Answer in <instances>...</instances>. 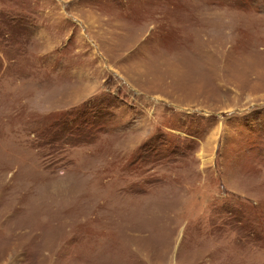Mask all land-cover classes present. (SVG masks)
Listing matches in <instances>:
<instances>
[{"label": "rangeland", "instance_id": "374dc122", "mask_svg": "<svg viewBox=\"0 0 264 264\" xmlns=\"http://www.w3.org/2000/svg\"><path fill=\"white\" fill-rule=\"evenodd\" d=\"M0 264H264V0H0Z\"/></svg>", "mask_w": 264, "mask_h": 264}]
</instances>
